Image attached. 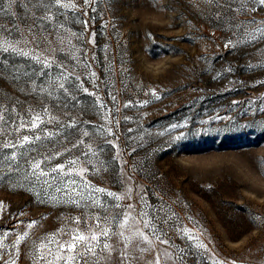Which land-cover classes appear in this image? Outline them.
<instances>
[{
  "label": "rangeland",
  "instance_id": "1",
  "mask_svg": "<svg viewBox=\"0 0 264 264\" xmlns=\"http://www.w3.org/2000/svg\"><path fill=\"white\" fill-rule=\"evenodd\" d=\"M77 2L81 8L66 12L61 20L83 36L72 40L75 49L55 55L81 74L75 84L82 81L96 95L74 89L79 103L70 104L65 114L64 109L52 108L53 97L33 93L31 85L14 80L9 68L32 71L39 65L15 54H0L8 59V70L0 75V108L15 106L26 120L29 108L51 109L41 129L23 128L19 133L12 132L19 123L16 112L6 114L15 121L7 128L13 136L40 135L41 140L0 149V264H35L34 242L38 246L43 238L59 236L61 229L75 228L71 221L76 217H82L79 227L84 229L90 215L103 214L102 209L61 202L66 199L61 193L42 182L32 183L34 178L25 179V160L57 151L62 155L45 164L46 169L79 157L87 163L76 169L87 167L83 179L92 185L121 196L132 188L131 199L99 197L108 213L121 211L113 207L117 203L139 208L141 196L157 207L163 200L170 208L168 215L176 214L173 227H166L168 235L187 253L176 264H213V257L229 264H264V42L226 48L232 35L227 23L210 19L197 0H95L91 7ZM252 15L264 20V9ZM8 19L0 17L5 23ZM80 21H87V26ZM76 49L85 53L89 68L73 58L81 54ZM92 72L99 79L94 80ZM109 93L117 97L115 102ZM52 115L58 122L50 119ZM72 119L78 126L66 127ZM109 127L114 136L107 134ZM45 131L59 135L47 138ZM79 140L86 143L72 148ZM88 144L102 151L84 156ZM12 151L17 155L10 162L6 156ZM10 163L19 165L15 173ZM101 165L106 170L96 171ZM73 178L83 188L81 177ZM51 195L57 199H49ZM32 221L36 224L29 228ZM185 227L199 235L207 252L176 230ZM25 232L28 237L14 247ZM114 264H119L118 257Z\"/></svg>",
  "mask_w": 264,
  "mask_h": 264
},
{
  "label": "snow or ice",
  "instance_id": "2",
  "mask_svg": "<svg viewBox=\"0 0 264 264\" xmlns=\"http://www.w3.org/2000/svg\"><path fill=\"white\" fill-rule=\"evenodd\" d=\"M197 2L207 8L210 19L214 17L218 25L227 23L232 35L225 43L226 48L236 47L242 43L255 45L264 42V20L258 21L255 15H252L264 9V0H197ZM94 3L95 0H83V4L89 7ZM80 8L81 5L77 0H0V17L9 18L7 23L0 20V54H15L39 65L32 71H21L14 65L9 66L11 73L14 74L13 79L21 80L25 85H31L33 93H46L48 97H53L56 102L52 108L64 109L65 114H67L70 104L75 106V103H79L74 89L82 90L89 95H96L94 92L89 93L88 89L83 87L82 81L80 84H75L73 81H79L81 74L75 73L74 68H70L64 60L55 55L65 48L70 51L75 49V45L72 44L73 39L81 40L83 34L71 31L61 20L66 12L71 10L75 13ZM92 11L94 12L95 8H92ZM76 19L78 20V17ZM80 22L87 26V21ZM93 35L95 34L93 33ZM76 50L81 54L73 58L84 68H89L90 65L84 61L85 53L80 49ZM5 65H8V59L3 56L0 58V75L8 70L4 67ZM108 66L111 68L110 62ZM53 70H55V74H53ZM123 71H127V69ZM90 75L94 80L99 79L95 72ZM42 77H48V80L45 81ZM93 86L98 89V85L95 83ZM109 94L115 102L117 97ZM152 95L156 96V90H152ZM156 98L159 97L156 96ZM96 99L99 107L103 109L105 105L100 102V97L97 96ZM143 103H147V101ZM128 106L129 104L124 105V107ZM28 111L31 116L26 120L16 111L15 106L0 108V137L3 138V141L0 142V149H16L41 140L40 135H12V132L19 133L23 128L41 129L45 123L43 116L48 115L51 109L44 106L40 112L34 108H29ZM11 112H16V119L19 123L12 132H9L7 130L9 122L15 123L11 115H7L6 119V114ZM50 119L58 122V118L54 115ZM116 123L118 124L119 121ZM60 126L65 127V125ZM77 126L78 122L75 119L66 125V127L73 128ZM172 127H176V125ZM106 132L109 136L115 135L111 127L107 128ZM58 135L59 133L44 132V136L47 138ZM83 135L87 136L88 133L85 131ZM116 139L118 140L119 137L116 136ZM108 142L114 148L119 147L113 141ZM85 143L84 140H79L72 144V148H78ZM87 148L88 151L83 153L84 156H96L97 151H102V149L94 150L91 144H88ZM66 151H70V149H66ZM132 151H135V148ZM16 155V152L12 151L10 156H6V159L10 162L15 161ZM61 155L62 153L57 151L53 156H42L40 159L29 157L25 160L27 166L25 179L34 178L32 183L42 182L48 188H53L55 193H61L63 197H66L61 202L80 208H97L104 211L103 214L97 212L90 215L87 228H80L79 225L84 221L82 217H76L71 221L76 225L75 228L61 229L59 236L52 234L43 238L38 246L34 242L35 264H40V262H44V264H61V262L62 264H114L117 257L119 264H141L142 261L144 264H170V262L176 264L177 261H183L186 258L185 250L180 249L171 241L166 230V227L167 229L173 227V217L176 214L172 212L171 215H168L170 208L164 204L163 200L157 207L150 205L147 199L141 196L139 208L134 203L127 205L117 203L113 207L121 209V211L108 213V206L99 197L106 195L116 201L131 199L129 193L132 192V188L129 187L121 196L103 187L92 185L83 179V173H86L88 168L81 166L78 171L76 169L78 164L87 163V161L81 162L79 157L69 159L67 164L57 163L48 169L44 167L52 159ZM18 167L19 165L12 167L10 163V172L15 173ZM104 170L106 169L103 165L96 169L98 172ZM76 176L81 177L83 188L78 187V181L73 178ZM128 179L130 180L131 177ZM52 181H57L58 184L54 185ZM49 199L56 200L57 197L51 195ZM93 219L94 224L91 223ZM35 224L36 221H32L28 227L32 228ZM176 230L186 236L188 240L196 241L197 249L208 251L207 245L199 239V235L193 234L192 229L185 227ZM63 236H67V239H63ZM27 237V232L19 235L13 246L19 245ZM158 245L164 247H158ZM2 247L3 245L0 244V248ZM153 253L154 257L148 259L147 257ZM212 261L213 264H229L228 261H220L215 257L212 258ZM5 264H15V260L6 261ZM231 264H236V262L232 261Z\"/></svg>",
  "mask_w": 264,
  "mask_h": 264
}]
</instances>
